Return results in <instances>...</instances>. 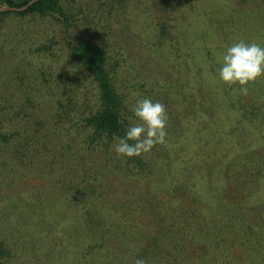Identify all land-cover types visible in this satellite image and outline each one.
I'll return each mask as SVG.
<instances>
[{"label":"trees","instance_id":"16d2710c","mask_svg":"<svg viewBox=\"0 0 264 264\" xmlns=\"http://www.w3.org/2000/svg\"><path fill=\"white\" fill-rule=\"evenodd\" d=\"M30 1L0 0V8L4 5L22 8ZM112 1L125 5L127 10L124 12L132 25L133 8L140 17H146L148 29H153L160 38L172 39V32L176 33L174 18L170 14L179 11H174L178 0ZM77 13L76 0H39L24 11H0V44L1 33L5 29L3 22L9 18H51L59 28V34L47 38L51 39V45L43 41L30 54L33 44L18 43L21 45L18 46L15 42L14 50L0 49V163L22 157L20 162L29 164L27 169L24 164L11 165L6 170L0 168V173L26 175L48 183L54 179L59 187V192L54 193L59 208L53 215L45 217L60 221V224L55 231H48V235L39 234L40 250L46 245L49 257L53 250L57 253L60 248L61 253L76 251L78 261L75 264L82 263L83 259L84 264H88L92 251L107 248L110 262L123 264L118 253V248L123 250L127 244L123 235L128 232L132 239L137 240L136 237L144 230V226L135 220V229L128 231L127 225L132 222L130 215L135 214L130 210L133 206L144 209L152 224L147 226L149 229L153 226L155 234L146 246L140 244L127 248L130 259L124 264H133L137 256L145 258L147 264L170 263L179 256L178 251L186 244L192 245L193 240H199V244L205 239L211 240L204 242L211 247L212 244L219 245L220 238L224 236L233 238L242 252L252 257V262L259 260L264 264V246L260 245L261 240L254 229L255 221L247 216L246 206L254 201L257 194L264 199V88L260 81L249 83L247 94L239 91V85L225 84L224 95L205 108L218 123L208 119L198 122L192 118L199 132L196 134L195 131L189 138L193 141L190 145L204 146L200 158L205 161L206 174L198 183L192 184L193 188L188 183L181 184L180 180L171 179L173 184H181L182 188L191 191L192 198L187 200L190 204L177 197L176 206L171 211L166 210L171 206L165 207L164 200L151 191L141 202L131 201L124 209L117 200L110 203V198H107L110 196L101 190L105 174H110V146H114L115 138L123 136L130 124L123 84L117 80V75L124 68L121 66L123 58L107 53L97 37L82 36L83 27H88L86 24L97 27L98 23L90 15L81 18ZM138 24L141 25L140 22ZM39 33L40 30L34 35L29 32V35L35 39ZM52 46L66 53L73 71L83 74L95 93L91 98L93 105L90 104L85 112L71 106H78L85 98L84 89L77 80L69 84L64 77L54 76L51 69L33 65L32 58L48 53ZM16 54H24L23 59L31 62L32 71L15 79L11 76L16 73ZM4 73L11 78L7 80ZM248 94H252L258 104L246 101ZM90 109L92 111L89 112ZM220 110L226 121L214 117ZM203 135L205 140H199ZM162 147V144H157L148 152L152 158L157 157L152 159L154 168L149 165L145 168V154L125 157L128 163H133L125 173L146 177L154 188L162 185L167 177H179L182 172L180 166L157 156ZM80 148L84 153L79 155ZM75 158L86 159L92 168H82L86 163L79 164ZM159 162H162L160 169L156 168ZM73 163L75 166L72 167ZM248 192L251 196L245 199L236 196H247ZM59 212L63 219L59 218ZM64 232L69 234L67 244L61 242ZM113 233L117 234L115 241L122 242H113L110 246ZM71 237H75L74 241ZM71 243L75 248L70 247ZM123 256V260H127ZM5 258L6 253L0 248V264H7ZM90 264H93V259Z\"/></svg>","mask_w":264,"mask_h":264},{"label":"rangeland","instance_id":"374dc122","mask_svg":"<svg viewBox=\"0 0 264 264\" xmlns=\"http://www.w3.org/2000/svg\"><path fill=\"white\" fill-rule=\"evenodd\" d=\"M76 1L81 13H77L78 16L87 18L90 15L98 23L97 27L86 24L88 27H83L81 35L97 37L107 53H115L113 55H120L123 58L121 66L124 68L117 75V80L123 84L122 91L125 92L129 118L133 116L131 106L138 97L148 96L166 105L167 137L157 156L159 155V159L165 162L171 161L173 165L182 168L179 177H167L162 185L154 188L146 177L125 173L133 163H128L125 157L117 155L110 146V174H105L103 178L105 183L101 190L110 196L107 197L110 198V203L117 200L119 206L124 209L131 201L141 202L151 191L164 200L165 207L171 206V209L167 207L166 210L171 211L172 207L176 206L177 197L183 198V203L190 204L191 202L187 200L192 198L191 191L180 185L188 183L193 188L192 184L198 183V180L206 174L205 161L200 158L204 146L190 145L193 141L189 138L194 136L195 131L196 134L199 132L192 118H196L198 122L207 119L216 122L212 116H209L210 111H205V108L214 99L224 95L225 84L218 78L220 64L217 57L225 46L241 39L264 45V0H178L174 11L178 9L179 11L177 14L173 12L170 14L174 18L173 25L176 26V33L172 32V39L160 38L153 29H148L146 17L144 15L140 17L132 8L131 14L135 25L133 27L130 17L128 18L124 12L127 8L116 1ZM4 24L0 49H5L7 52L14 50L12 46L16 42V45L33 44L30 54L43 41L51 45V39L47 38L59 34V28L51 18H9L3 22ZM38 30L43 35L40 36L39 33L35 39H32L29 32L34 35ZM23 55L16 54V73L11 76L12 78L31 74V62L24 60ZM32 60L33 65L51 69L54 76L64 77L69 84L72 80H77L84 89L85 98L78 106H71L79 109L80 112H85V109L90 107L94 101L91 98L95 97V93L89 82L84 80L83 74H76L73 71V66L64 51L52 46L48 53L37 54ZM111 62L114 63L113 59ZM3 76L7 80L11 78L5 73ZM257 80L264 88V76ZM246 101L258 104L252 94L246 96ZM226 103H229V100ZM221 112L220 110V113L214 117L226 121ZM129 121L134 122L130 119ZM199 140L204 141L205 136L203 135ZM82 148L78 152L79 155L84 151ZM21 158L6 159L0 163V168L6 170L15 164L17 166L24 164L26 169L29 168L28 163L20 162ZM156 158L145 153L143 157L145 168L147 169L148 165L154 168L153 160ZM73 160H70V163ZM75 160L79 164L87 162L83 158H75ZM160 165L162 162H159L156 168ZM71 166H75L74 163ZM81 167L92 168L87 163ZM140 179L143 180L142 184ZM171 179L180 180L181 184L175 185ZM49 181L48 183L43 179L35 180L21 174L11 176L7 172L0 173V248L6 253L7 264H75L78 261L76 251L67 250L61 253L60 248L57 253L53 250L49 257L46 245L40 250L39 234L48 235V231H55L60 224V221L55 222L45 217L47 214L53 215L59 208L54 196V193L56 195L59 192L58 184L54 179ZM257 190H260L259 187ZM60 193L63 191L61 190ZM226 193L230 194L228 190ZM236 196L245 199L251 194L248 192L247 196L243 194ZM259 197L258 194L255 195L254 201L246 205L247 216L255 221L254 229L258 233L259 241L261 240L260 245L264 246V199ZM130 210H134L135 214L130 215L132 222L127 225L128 231L135 229V220L144 226V230L136 237L137 240L132 239L128 232L123 235L127 244L123 250L118 248L123 264L130 259L127 248L140 244L146 246L155 234L153 226L150 229L147 226L152 224L149 223L144 209L139 210L132 206ZM59 218L63 219L61 214ZM63 234L61 242L69 243L67 239L69 234L66 232ZM116 236L117 234L114 233L110 236V246L113 242H122L115 241ZM74 238L71 237V240L74 241ZM205 241L211 240L205 239L200 244L199 240H193L192 245L186 244L185 248L178 251L179 256L172 262L163 264H263L259 260L252 262V257H247L231 237L220 238V244L217 246L212 244V248L205 245ZM70 247L75 248L74 243H71ZM172 254L170 256L175 257ZM123 255L127 260H123ZM108 257L107 248H98L92 251V256L87 262L90 264L93 259V264H121L111 263ZM84 263L85 259L79 264Z\"/></svg>","mask_w":264,"mask_h":264},{"label":"clouds","instance_id":"9594fccd","mask_svg":"<svg viewBox=\"0 0 264 264\" xmlns=\"http://www.w3.org/2000/svg\"><path fill=\"white\" fill-rule=\"evenodd\" d=\"M219 81L226 85H239L247 94L248 84L264 76V45L244 39L225 46L217 57ZM133 114L123 136L116 137L113 150L126 158L150 152L157 144L166 142L168 114L166 105L148 96L138 97L131 106ZM133 264H147L137 256Z\"/></svg>","mask_w":264,"mask_h":264},{"label":"water","instance_id":"95a60500","mask_svg":"<svg viewBox=\"0 0 264 264\" xmlns=\"http://www.w3.org/2000/svg\"><path fill=\"white\" fill-rule=\"evenodd\" d=\"M38 1L39 0H32L26 6H24L22 8L12 7L10 5H4L2 8H0V11H24Z\"/></svg>","mask_w":264,"mask_h":264}]
</instances>
